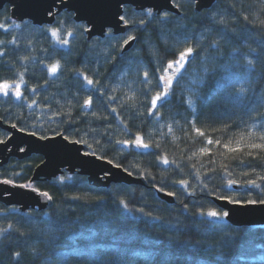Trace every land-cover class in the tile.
<instances>
[{
    "label": "trees",
    "instance_id": "1",
    "mask_svg": "<svg viewBox=\"0 0 264 264\" xmlns=\"http://www.w3.org/2000/svg\"><path fill=\"white\" fill-rule=\"evenodd\" d=\"M174 4L181 15L125 6L126 35L90 41L67 11L52 27L0 11L3 123L61 133L149 184L99 189L68 173L31 184L42 157L10 160L0 181L53 205L23 213L0 203V264H264V226L235 227L213 202L264 201V147H251L264 145V0L198 13L194 0ZM129 36L136 44L122 53ZM187 48L186 68L163 84ZM8 136L0 130V142Z\"/></svg>",
    "mask_w": 264,
    "mask_h": 264
},
{
    "label": "water",
    "instance_id": "2",
    "mask_svg": "<svg viewBox=\"0 0 264 264\" xmlns=\"http://www.w3.org/2000/svg\"><path fill=\"white\" fill-rule=\"evenodd\" d=\"M217 0H194L195 11L202 12ZM5 6L11 8L10 18L22 23L29 21L37 27H52L58 15L67 11L74 15V21L87 26L85 35L90 41L95 38L105 39L108 31L114 36L126 35L131 25L120 21L124 16L125 6L135 11L151 10L158 15L171 13L181 15L174 0H0V11ZM132 39L122 53H127L135 46ZM190 58V56H189ZM0 130L9 133L7 140L0 142V169L12 159L25 160L31 156H41L30 183L50 182L61 175L77 174L87 178L89 185L99 189H110L113 184L149 187L146 178L133 176L127 170L109 163L92 153L83 143L64 139V135L42 138L19 127L5 124L0 119ZM23 149V151H21ZM45 193L32 186L17 185L0 181V203L7 207H17L23 213L38 210L45 211L52 207V199L42 196ZM157 190L158 197L170 205L176 203L175 197ZM218 208L227 212L226 221L235 227L264 226V203H236L226 198H213Z\"/></svg>",
    "mask_w": 264,
    "mask_h": 264
},
{
    "label": "snow or ice",
    "instance_id": "3",
    "mask_svg": "<svg viewBox=\"0 0 264 264\" xmlns=\"http://www.w3.org/2000/svg\"><path fill=\"white\" fill-rule=\"evenodd\" d=\"M120 21H122L125 24V26H127V21L125 20L124 16H120ZM53 34L55 35V33H53ZM130 40H132V37L131 36H129L128 37V40H125L124 43L125 44H128V42ZM192 52H193V49L192 48H187L185 51L179 53V59L175 62L176 65H177V67H178V69H179V67L182 66V64H183L186 56H188ZM219 63H220L221 66H223V70L224 71H230L231 70V69L227 68V66H224V62H223L222 59L219 61ZM248 63L251 64L252 62L251 61H248ZM172 67H173L172 63H169L168 69H166V70H170ZM52 71L55 72V68H53ZM160 80L165 85L171 84V78H169V77H160ZM88 84L91 85L92 84V81L91 80H88ZM0 88L8 89L9 88V85L5 83L3 85H0ZM5 94H7V93H5ZM18 94L19 93H17V95ZM164 95H167V92H165ZM160 99H161V95L158 94L156 97H154L152 99V101H151L152 105L155 107L157 105V101L160 100ZM85 103L87 104V101H85ZM64 139L66 140L67 137L65 136ZM209 143H211V141H209ZM217 143H219V141H217ZM136 146L137 147H143L145 149H147L149 147L147 144H141L140 141H139V139H137V141H136ZM225 147L227 148L228 146L225 145ZM251 147H253V148H261V147H264V145L252 144ZM236 150L238 151L239 149H236ZM21 151H23V149H21ZM109 163H111V161H109ZM164 163L167 164L168 161L165 160ZM5 183H11V181H5ZM183 183H184V181H181V184H183ZM250 183H254V182H250ZM234 184H235L234 181L229 180V186H233ZM41 195L44 196V197H47L48 196L47 193H42ZM168 195H171V193H169ZM249 203H254V201H249ZM261 203H264V201H261ZM224 215L227 216L228 213L225 212ZM208 216L215 218L217 216V213L215 211H212V212H209L208 213Z\"/></svg>",
    "mask_w": 264,
    "mask_h": 264
},
{
    "label": "rangeland",
    "instance_id": "4",
    "mask_svg": "<svg viewBox=\"0 0 264 264\" xmlns=\"http://www.w3.org/2000/svg\"><path fill=\"white\" fill-rule=\"evenodd\" d=\"M187 66V61L186 59L184 60L183 64L181 67H177V65H174L172 68H171V71L169 72V75L167 77H176V75L180 74Z\"/></svg>",
    "mask_w": 264,
    "mask_h": 264
}]
</instances>
